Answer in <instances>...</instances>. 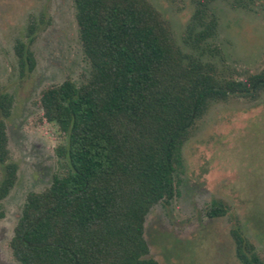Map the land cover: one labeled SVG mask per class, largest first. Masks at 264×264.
Masks as SVG:
<instances>
[{
  "label": "trees",
  "instance_id": "trees-1",
  "mask_svg": "<svg viewBox=\"0 0 264 264\" xmlns=\"http://www.w3.org/2000/svg\"><path fill=\"white\" fill-rule=\"evenodd\" d=\"M190 1L184 50L150 0H73L90 70L40 92V121L65 138L56 148L65 169L26 196L9 242L18 264H158L145 220L178 193L186 142L213 103L264 95V69L226 67L213 0ZM37 27L31 17L26 40L15 44L22 72L35 67ZM13 101L0 93V200L18 178L7 132ZM205 211L215 218L228 210L216 199ZM231 235L241 264H264L239 222Z\"/></svg>",
  "mask_w": 264,
  "mask_h": 264
},
{
  "label": "rangeland",
  "instance_id": "rangeland-1",
  "mask_svg": "<svg viewBox=\"0 0 264 264\" xmlns=\"http://www.w3.org/2000/svg\"><path fill=\"white\" fill-rule=\"evenodd\" d=\"M150 1L187 50L193 3ZM212 7L219 20L215 41L226 67L263 70L264 0H213ZM31 17L38 25L31 46L35 67L22 72L15 44L26 40ZM89 70L73 0H0V93L14 98L7 132L18 165L15 186L0 200V264H18L9 242L27 194L43 190L65 169L56 153L65 138L55 124L40 121V92L66 78L80 82ZM216 199L228 211L210 218L205 210ZM236 222L264 259V95L256 102L232 98L211 105L183 148L178 193L169 205L151 208L145 238L158 264H241L231 235Z\"/></svg>",
  "mask_w": 264,
  "mask_h": 264
}]
</instances>
